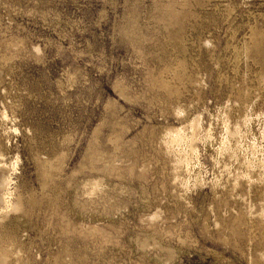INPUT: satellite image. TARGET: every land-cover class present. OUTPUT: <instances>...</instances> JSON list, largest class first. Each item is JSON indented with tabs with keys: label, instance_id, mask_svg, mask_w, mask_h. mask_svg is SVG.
Instances as JSON below:
<instances>
[{
	"label": "rangeland",
	"instance_id": "rangeland-1",
	"mask_svg": "<svg viewBox=\"0 0 264 264\" xmlns=\"http://www.w3.org/2000/svg\"><path fill=\"white\" fill-rule=\"evenodd\" d=\"M0 264H264V0H0Z\"/></svg>",
	"mask_w": 264,
	"mask_h": 264
}]
</instances>
